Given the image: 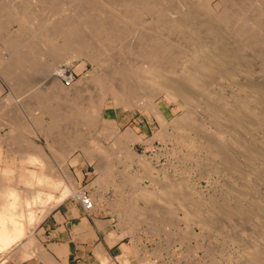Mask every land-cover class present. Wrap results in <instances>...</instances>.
<instances>
[{
	"label": "rangeland",
	"instance_id": "obj_1",
	"mask_svg": "<svg viewBox=\"0 0 264 264\" xmlns=\"http://www.w3.org/2000/svg\"><path fill=\"white\" fill-rule=\"evenodd\" d=\"M12 1L1 0L0 2V86L3 88L0 93V100L8 95L11 98L8 101L9 106L4 111L7 117L0 113V121H7L8 124V122L17 121V118L14 117H20L22 126H25L26 129L24 130L28 133L24 134L27 142L32 140L40 145L48 157L51 156V153L56 154L57 147L69 150L66 152L69 159L74 157L79 159L78 164H72L71 162L69 169L75 176H78L81 172V180L77 182L72 176L74 179L72 180L75 181L73 187L69 185V180L65 179L64 176H49L61 179L59 185L49 191L52 200L48 201L47 204L46 202L43 205L38 203L32 207L36 219H38L33 225H28L27 219L23 218L25 220L23 223L24 235L5 251H0V264H6L12 260L20 262L32 256V249H35L33 238L30 242L31 247L28 245V248H25L20 244H25L28 238H31L29 235L32 234L33 229L37 226L36 224L48 214L50 209L63 199L68 198L65 201L72 199L69 191L71 189L75 194L78 193L77 196L80 195V192L85 191L88 196L90 195L95 199L94 203L97 202L95 207L109 202V206L111 205L115 213L113 214L115 229L121 230V233L126 230V232H123V236L126 237L125 241L131 246V264H264V235L261 231L264 223V207H261L262 216L258 215L262 212L254 208L258 200L264 206V164L254 166L257 165V163L253 164L254 158L251 157L253 160L250 159L247 151L244 152L245 148H238L240 142L243 143L242 145H251L256 142V148H260L258 143L262 139L261 136L264 135L262 133L264 132V123L257 124L252 132L253 134L244 127L240 132L239 129L242 128L238 130L227 129L219 133L209 122L210 120L206 114H204L205 116L199 114L197 119L204 128L202 129L205 132L204 134H207L206 137H201L197 132L184 130L179 123H173L178 117H183L184 103L171 95L169 89L157 88L156 85V89L148 90L146 88L147 82L139 80L132 73H124L127 66L143 64L144 58L131 49L128 50L122 42L112 44L107 39L103 40L102 43L111 49L106 51L105 55L98 54V56L97 51L92 52L86 49L85 56L73 52L69 54L63 52L62 56L55 60H50V54L45 52L48 48L46 47L44 50L42 47L43 42L36 39L37 43L34 42L40 50V57L38 56L37 60L43 66H37L40 70L39 73L35 69L28 70L27 68V72L23 75H27V78H33V80L30 81V84L24 85L22 89L16 88L12 84L15 82V76L6 75L2 65L18 47L19 41L30 39V31L42 30L48 25H46V21L49 17V21L52 19L51 15L53 16V13L47 8L49 5L45 0ZM182 1L183 5L181 7L197 8L199 13L205 11V6L218 12L222 11L224 7L220 0ZM233 1L238 6L241 3L242 5L248 3L249 0ZM17 6L19 7L17 8ZM237 6L235 7L237 8ZM106 12L110 16L114 15V10L111 7H106ZM21 17L28 24L23 27L25 28L23 30H20L19 24ZM145 21L150 22L149 17H146ZM125 26L127 25L119 21V28L126 29ZM160 33H162V36L165 34L163 36L165 39L164 44L169 43L168 46H171L172 49L183 56L176 68L179 70L181 63L186 66L191 64L185 58L184 52L179 51L183 47L175 42L180 41V36L176 32H169L165 28ZM242 37L237 40L238 51L241 57L244 56V59L239 61L241 67L238 71L232 72L230 76L220 77L215 81L206 78L204 80L207 84L206 87L208 86L206 90H209H207L206 95L210 96V100L205 95V101L207 99L209 105L213 104V107L222 109L223 101H229L228 103L231 105L237 99H242V103L245 104H243L244 107L247 106V109L250 108L256 113L260 110L259 113H261L264 109L257 106L256 98L254 95L249 94L251 91L249 88L247 89V85H264L263 63L258 57L263 54L264 42L261 43V47L252 49L254 46H249L253 44L251 39L246 38V36ZM262 38L264 39V32ZM54 41L56 44L62 43L58 37ZM40 53L45 55L42 56ZM65 54L66 56H64ZM92 59H95V61ZM171 60L170 63L168 61L164 64L163 70L164 73L175 76L178 73L176 68L173 69L174 66ZM66 64H69L67 72L72 77L70 88H68L69 86L65 87L60 78V76L66 77V71H61V67ZM116 69H121L122 72H117ZM166 70L167 72H165ZM54 77L57 79V83L52 86L51 78ZM158 77L156 76L154 80L161 83ZM207 79L209 82H207ZM115 88L123 92L130 90L134 92L135 95L130 96V100L135 105L130 108L131 110H123L121 107L115 108L110 92L106 94L104 91ZM54 91L57 92L54 93ZM31 95L34 98L41 97V100L46 101L47 111L45 113L40 108L38 109V106L25 105V101H31L30 99L33 98ZM14 99H18L20 103L14 104ZM201 99L198 104L201 105V102L206 104L207 101L204 102L202 97ZM154 104L157 105L161 115L155 110ZM32 108L35 109L32 110ZM74 112L79 113H76L77 118H73ZM82 114H85V117ZM52 116L55 117L54 120H52ZM36 117L39 119V126L35 125ZM105 119L111 120L105 122ZM18 121L21 120L18 119ZM171 121L172 125L170 124ZM181 121H183V118ZM30 124L35 134H29ZM112 125L114 126L112 127ZM176 125H179L180 128L177 129ZM130 129L137 135L131 138L132 142L130 138L125 136ZM11 130L12 132L6 127H0V137H4L6 132L9 131L5 137L7 139L8 137L11 138L13 129ZM248 131L250 133H247ZM208 135L211 136L210 138H213L212 135L217 136L213 141L208 138ZM231 135L235 138H231ZM236 138L239 140L241 138L240 142ZM223 140L227 142L225 143ZM52 142L54 149L49 145ZM212 142H216L217 145L220 143L229 145L231 143L230 151L225 148L222 149L227 153L232 151L230 155L232 153L233 155L230 156V161L233 162L231 161L228 164L227 158L224 156L219 157L220 147L222 146H220L221 144L220 147L214 144L215 147L211 149L208 144H213ZM233 143L235 146L237 145L235 148ZM10 145L2 143L0 146V191H3L2 193L5 195L0 197V206L5 203L6 205H12L13 200L9 197L11 192H21V196L31 192L32 187L25 185L21 187L23 184L19 182V179L25 176H18L23 168L31 170L41 168L39 165L26 164L25 161L24 163L21 160L23 152L20 153L18 148L11 150L9 147L12 148V146ZM216 147L217 149H215ZM224 162L226 164H223ZM77 171L78 173H76ZM164 186H167V188H164ZM178 188L183 189L179 191ZM168 189L173 190L174 193L168 192ZM64 190H68L67 194H63ZM165 190L167 192H163ZM241 191L244 194L241 196L243 200L241 197H236V194L239 196ZM166 193H169L170 198ZM1 203L3 204L1 205ZM222 204L225 206H222ZM210 206H212V209L217 208L219 211L223 210L222 207H225L229 215H233L231 218L228 215L226 221L225 216L222 217V213L217 209L211 211ZM197 209L198 212H195ZM39 210L40 212H38ZM249 210L253 211L248 213ZM211 212L221 219L215 218ZM218 212L220 213L219 216ZM253 212L254 214H252ZM198 213L199 216H197ZM116 214H118L117 217ZM210 214L214 218L212 216L211 218ZM258 217L261 219V223H259L261 226L256 224L259 221V219L257 222L255 221ZM205 218H207L206 222H209H207L208 225L202 221ZM191 219H195L193 220L195 222ZM198 219L199 221L201 219L203 224ZM242 222L243 224H241ZM20 246L25 248V251H20L22 249Z\"/></svg>",
	"mask_w": 264,
	"mask_h": 264
},
{
	"label": "bare ground",
	"instance_id": "obj_2",
	"mask_svg": "<svg viewBox=\"0 0 264 264\" xmlns=\"http://www.w3.org/2000/svg\"><path fill=\"white\" fill-rule=\"evenodd\" d=\"M0 2H1V0H0ZM45 2L49 5V7L47 6V8H49L51 10V12L53 13V16L51 15L52 19L49 21V19H50V17H49L46 21V25L48 24L47 25L48 27L44 25L45 28L42 30L38 29V30L30 31L31 32L30 39H27L26 41L25 40L19 41L18 47L14 50L12 55L9 53L10 55L8 56L7 59L5 58L6 60H5L4 64L2 65L6 75L8 74L11 77H12V75L15 76V82H13L12 84L16 88L22 89L24 85L30 84V81L33 80V78H31V79L27 78V75L26 76L23 75L25 72H27V70H26L27 68H28V70H30V69L34 70L35 69L37 71V73H39L40 70L38 69L39 67H37V66H41V67L43 66L42 63H38V60H37V57L39 56L40 50L36 46V43H37L35 41L36 39L39 40V42L40 41L43 42L42 47L44 48V50L46 47L48 48L45 52L50 54V60L51 59L55 60V59L60 58L62 56L63 52H65L66 54L73 52L75 54H80V55L83 54V56H85L84 54L86 52L85 51L86 49H89L92 52L97 51V53H96L97 55L98 54L99 55H101V54L105 55V52L109 51V49H111L109 46L104 45L102 43L103 40L107 39V40H110V42H112V44L122 42L128 50L131 49L133 52L138 53L139 55H141L144 58L143 64H136V65L134 64V66H131V67L127 66V68L124 69V73H132L139 80L147 82L146 88L148 90L156 89L155 88L156 85H157V88L158 87H161L164 89L167 88L170 90L171 95H173L175 98L180 99L184 103V113H182L183 121H181L182 120L181 117L180 118L178 117V119L175 121L173 120L174 124L179 123V125H181V128H184V130L187 129V131L190 130L193 132H197L201 137H203V138L206 137L207 134L206 135L204 134L205 133V132H203L204 128L200 125L201 123H199L198 119H197L199 114L200 115L206 114V116H208V118L210 120L209 122L212 123V125L215 127L216 131L219 133L222 131H225L227 129H232V130L237 129L238 130L239 128L244 127L245 129L249 130L251 132V134H253L252 132H253V130H255V127L257 126V124L264 123V110H262L263 112L259 113L260 110L258 108L259 112L258 111H257V113L253 112L252 110H250V108L247 109L246 108L247 106L244 107L245 104L242 103V99L240 100V99L236 98L237 100L234 102V104H231L233 106L229 105V103H228L229 101H223L222 109H219L220 108L219 106H218L219 108L213 107L212 106L213 104L209 105L210 103L207 101V99H206L207 102L205 101V95L207 94V90H208V89L206 90V88L208 86L206 87L207 84L204 81L206 78L212 79L215 81V79H219L220 77L222 78V77L227 76V75L230 76V74L232 72H234L236 70L238 71L239 67H241V65L239 64L240 63L239 61L244 59L243 58L244 56L241 57V54L238 51V42H237V40L239 38H243L242 36H246V38L251 39L253 44H250L249 46H254V47H252V49H255L256 47H261V43L264 42V39L262 38L263 32H264V22H263L264 21V0H249L248 3L246 2L247 4L244 3V5L246 4L245 6L242 5V3H241V5L237 6L236 2H234L233 0H220L221 4L224 5V7L222 8V11L219 10L220 12H218L216 10L210 9L208 6H205V11L203 13H199V9L190 7V5H189L190 8L181 7L183 5L182 0H45ZM239 2H240V0H239ZM199 5H201V4L199 3ZM235 6H237V8ZM18 7L19 6H17V8ZM45 7H46V5H45ZM106 7H111L114 10L113 16H110L106 12ZM32 10H33V8H32ZM19 12H21V11H19ZM42 13H43V11H42ZM146 17H149L150 22L145 21ZM38 18H39V16H38ZM19 20H20V23H19L20 24V30L25 29L23 27L27 26L28 24L24 21V18L21 17V19H19ZM119 21H122L125 25L129 26V28H127V26H125L126 29L119 28ZM28 28H30V27H28ZM164 28L166 30H169V32H172V33L176 32L180 36V41L178 40L175 42H178L183 47V48L179 49V51L184 52L185 58H187L188 62H191V64L186 66L184 63H181L179 70L176 68V66L180 64V58H182L183 56L180 55V53L177 52L176 50L172 49L171 46H168L167 44H169V43L164 44L165 39L163 38V36L165 34L162 36L161 35L162 33H160ZM57 37L59 39H61V42H62L61 44L55 43L54 39ZM32 40H33V42H32ZM246 41H247V39H246ZM106 44H107V42H106ZM40 48H41V46H40ZM254 52L257 53L256 51H254ZM247 53H248V51H247ZM66 54L64 56H66ZM111 54H113V53H111ZM40 55L44 56L45 54L40 53ZM106 55H107V53H106ZM260 55L258 57L262 60V63H263L262 65H263V70H264V51H263V54L261 56ZM171 58H173V59L171 60ZM170 60L172 61V65L174 66L173 69H175V68L177 69L178 74L175 76H173L169 73H164V70H163L164 64L168 61L170 63ZM93 61H95V59ZM185 61H186V59H185ZM245 68H246V66H245ZM40 69H42V68H40ZM68 69H69V64H66V65L61 67V71H66L65 75H66L67 79L69 78V73L67 72ZM166 69H167V67H166ZM116 71L122 72L121 69H118V70L116 69ZM165 72H167V70ZM60 74H62V73H60ZM156 76L157 77L159 76L158 79H159V81H161V83L154 80L156 78ZM60 77H62V76H60ZM49 78H50V76H49ZM51 82H52V86H54L57 83V79L55 77L51 78ZM207 82H209V80ZM40 85H41V83H40ZM48 85L50 86L51 84L49 83ZM70 85L72 86L71 83H70ZM71 86H69L68 88H70ZM247 86H248L247 89L249 88V90L251 91V93H249V94L251 96L254 95V97L256 98V101L258 104L257 106L263 107V109H264V91H263L264 85H262V86H260V85L259 86L247 85ZM115 89H111V90H107V91L104 90L106 94H108L110 92V95H111L112 100L114 102L115 108L121 107V108H123V110L128 109V111H129L130 108L135 106L133 104V102L130 100V96L135 95L133 91L130 90L128 92H123V91L118 90L117 88H115ZM55 92H57V91H54V93ZM139 95H141V94L139 93ZM206 96L210 100V96H208V95H206ZM241 96H242V93H241ZM201 97L204 98V102H206V104L201 102L203 104V106H202V104L199 105L200 103L198 104ZM214 99H215V97H214ZM8 101L9 100H7V102ZM154 105H155V110H157V112L160 113L157 105L156 104H154ZM95 108H97V107H95ZM97 112H99V111H97ZM74 113L75 114L73 115V118H77L78 115L76 113H78V112H74ZM82 115H84V117H85V114H82ZM160 115H161V113H160ZM54 119H55V117L52 116V120H54ZM243 119H244V121H243ZM110 120L111 119H105V122H109ZM108 124L110 125V123H108ZM114 124H115V122H114ZM170 124L172 125V121ZM182 124H184V126H182ZM179 125L178 126L176 125L178 127V128L176 127L177 129L180 128ZM113 126L114 125H112V127ZM109 128H111V127L109 126ZM244 128L239 129V132H240V130H243ZM249 131L247 133H250ZM255 132H254V134H255ZM262 133L264 134V132H262ZM125 136H126V138L131 139L133 137H136L137 135L134 134L133 131L130 129V130H128L127 134H125ZM200 136H198V137H200ZM208 136H209L208 138L211 137L210 135H208ZM216 136L217 135H215V136L212 135L213 138H210V139H212L214 141ZM239 136H241V135H239ZM242 136H243V134H242ZM233 137L235 138V136H232L231 138H233ZM236 137H238V136H236ZM261 137H262V139H260V142L258 143V146H260L261 150H260V148H256V145H255V144H257L256 142H255V144H251V145L250 144L249 145H242L243 143L240 142L241 138H240V140L236 138L237 140H239L238 142H240V143H238L239 144L238 148H240V147L245 148L244 152L247 151L248 155H250V159L254 158V160L252 159L254 161V162L252 161L253 164L257 163V165H254V166H258V165L260 166L261 164H264V148H263L264 147V135ZM139 138L140 137L138 136V139ZM229 140H232V139H229ZM216 141H217V139H216ZM223 141L225 142V140H223ZM232 141H234V140H232ZM47 142H50V141H47ZM131 142H132V139H131ZM215 143H213V144L209 143L208 146L212 149L215 147L214 146ZM220 144H218V145L215 144V145L219 146ZM223 144L224 143H222L220 145L222 147L219 146L221 148V152L219 153L220 154L219 157L224 156L225 158H227V162L229 164V162L232 161V160L230 161V156H232L233 153H232V155H230L232 151L230 153L229 152L227 153L222 148H225V149H227V151H230V149H231L230 144L231 143L229 145L228 144L223 145ZM53 146H52V149H53ZM208 146H207V148H208ZM233 146L235 148L237 145L235 146V144L233 143ZM233 146H231V147H233ZM220 148H218V149H220ZM215 149H217V147ZM59 150H60V148L58 149V151ZM238 151L240 152V150H238ZM40 152L41 151L38 148H36L35 146H32L31 151H29L27 153V161L25 160L26 164L27 163L33 164L37 161V159H40V157L41 158L45 157V159H47L46 156L42 157L44 154L41 155ZM233 157H235V156H233ZM246 157L248 158V156H246ZM43 162H44V160H43ZM44 163L46 164V161ZM140 164H142V163H140ZM223 164H226V162H224ZM235 164H236V162H235ZM98 165H100V164L98 163ZM219 165H220V163H219ZM46 166L48 167V164ZM234 169H236V168L234 167ZM242 169H244V168H242ZM42 173L44 174V172H42ZM49 174H50V172H49ZM24 175L25 176L22 179H19V182L21 184H23V185H21V187H23L24 185L29 186L30 188L32 187L31 192H27L26 194H22V196L20 194L21 192L20 193L15 192V191L11 192V193H9V197L13 200L12 205L11 204L6 205V203L5 204L1 203V205L2 204L3 205L0 206V251H3V250L5 251L8 247H10L12 244L16 243L18 240H20V238H22V236L24 235V231H25L24 230L25 229L24 224H23L25 222V220L23 218L27 219L28 225H33L34 222L36 220H38V219H36V214H35L32 207H34L38 203L43 205L46 202V204H47L48 201L52 200V195L50 194L49 191L55 189L61 181L60 178H51L49 176L36 175L35 173H32L30 171L27 173H24ZM63 175H65V174H63ZM64 178L69 180V185H71L73 187L75 186V181H73L74 179L72 178L71 174L68 173V175L64 176ZM18 183H17V185H18ZM167 186H164V188H167ZM24 188H26V187H24ZM20 189H22V188H20ZM178 189H179V191H181L183 188L181 190H180V188H178ZM175 190H176V188H175ZM69 191L71 192L72 199L74 201H77V202H79V199H80V196H82V193L86 194L85 191H82V192H80V195L77 196L78 193L75 194L72 189ZM169 191L174 193L173 190L168 189V192ZM2 192L3 191H0V197L5 196ZM67 192H68V190H64L63 194H67ZM163 192H167V191L165 190ZM177 192H178V190H177ZM229 192H228V194H229ZM5 194H6V191H5ZM86 195L91 202V209L89 211H87L86 213H90L93 211L95 204L97 202L94 203L95 199L92 198L90 195H89L90 196L89 197L88 194H86ZM167 195H169V193ZM242 195H244V194H242V191H241V193H239V196H237V194H236V197H241ZM173 196H175V195H173ZM168 198H170V195ZM257 198H258V196H257ZM242 200H243V198H242ZM255 205H256V207H254L255 210L257 209V210L262 212V213H258V215L262 216L263 211H262L261 207H264L263 204H261L260 200H258L257 203H255ZM220 206H221V204H220ZM222 206H225V205L222 204ZM252 206H254V205H252ZM210 207L212 209V206H210ZM222 208H223V210H221L222 212L219 211L217 208L216 209L220 213H222V217L225 216L226 221H227V216L229 215V212L225 207H222ZM8 209H10V210H8ZM198 209L195 212H198ZM213 209L216 210L215 208H213ZM213 209L211 211H214ZM230 211L232 212V210H230ZM250 211L252 212L253 210H249L248 213H250ZM219 212H218V216L220 215ZM254 212L252 214H254ZM211 214H212V212H211ZM211 214H210V217L212 215L215 218L217 217V216H215L216 214H212V215ZM255 214L257 215V213H255ZM256 215H254V216H256ZM197 216H199V213ZM200 216H201V213H200ZM231 216H230V218H231ZM259 217L257 218V220H255V219L254 220L257 222ZM217 218H220V217H217ZM206 219L207 218H205L204 220L202 219V221L204 223H206V225H208L207 224L208 221L206 222ZM191 220L193 221L195 219H191ZM223 220H224V218H223ZM198 221H199V219H198ZM202 221L200 219L199 222L202 223ZM228 221H230V220H228ZM193 222H195V221H193ZM212 222H213V219H212ZM259 223H261V219H259V221L256 224H258V226H259L260 225ZM241 224H243V222ZM262 228L263 229L261 231H263V235H264V223H263ZM222 229H224V228L222 227ZM123 232H126V230ZM31 241H32V238H28V241L25 244H20V245H22V247L28 248L27 246L31 244L30 243ZM30 247H31V245H30ZM25 248H22L23 250L21 249L20 251H22V252L25 251Z\"/></svg>",
	"mask_w": 264,
	"mask_h": 264
},
{
	"label": "crops",
	"instance_id": "obj_3",
	"mask_svg": "<svg viewBox=\"0 0 264 264\" xmlns=\"http://www.w3.org/2000/svg\"><path fill=\"white\" fill-rule=\"evenodd\" d=\"M2 90L3 88L0 86V93ZM8 96H5L0 100V113H3L6 117L7 115L4 111H6V107L9 106L7 100L11 99ZM31 97L33 96L31 95ZM41 99V97H33L30 99L31 101H25L24 103L30 107L38 106V109L40 108V110L45 113L47 111V104ZM18 103H20L19 100L14 99V104ZM33 109L35 108H32V110ZM14 118H17V121H14L13 123L8 122L7 124V121H0V127H6L8 130L10 129V132H12L11 129H13L12 136H10L11 138L7 139L5 137L9 131L6 132L4 137H0V146L2 143L7 144L8 146L10 145L8 142L12 143L10 145L12 148H9L11 150L18 148L20 153L23 152L21 155V160L23 162L27 160V153L31 151L32 146L38 148L41 151V155L44 154L42 157L46 156L47 158L40 157L35 163L30 164L39 165L41 167L40 169L31 170L23 168V171H21L18 176L24 175V173L29 171L36 175H51V177H63L69 173L74 176L77 182L78 180H81V172L78 176H75L69 169L71 162L72 164L79 163L77 157L69 159V156L66 154L69 150H64L61 147H59V151V148H56L55 151L57 152L55 155L51 153V156L48 157L45 150H43L40 145L32 140L31 142H27L24 134L28 133L24 130L26 129L25 126H22V119H20V117ZM37 118L38 117L35 119L36 122H34L35 125L39 126L40 122ZM18 119L21 121H18ZM29 127V134H35L31 124ZM49 145L52 147L54 144L50 143ZM43 160L44 162L46 161V164ZM47 164L48 167L46 166ZM42 172H44V174ZM76 173H78V171ZM66 199H63L60 203L50 209L48 214L36 224L37 226H34L35 228L33 229L32 234L29 235V237L33 238L35 245V249H32V256L27 257L20 262L12 260L6 264H131V246L125 241L126 237L123 236V232L120 233L121 230L115 229V219L113 216L115 213L113 212L111 205L109 206V202L104 205L96 206L92 212L85 214L82 212L79 202L74 201L73 199L65 201ZM38 212H40V210ZM117 215L118 214H116V217Z\"/></svg>",
	"mask_w": 264,
	"mask_h": 264
},
{
	"label": "built area",
	"instance_id": "obj_4",
	"mask_svg": "<svg viewBox=\"0 0 264 264\" xmlns=\"http://www.w3.org/2000/svg\"><path fill=\"white\" fill-rule=\"evenodd\" d=\"M60 78H61L62 83L65 87L70 86V83L72 80V77L70 75H69L68 79L66 77H63V76ZM79 205L81 207L82 212H84L85 214L87 211H89L91 209V202L85 193H82V196H80ZM89 264H92V263H89Z\"/></svg>",
	"mask_w": 264,
	"mask_h": 264
}]
</instances>
